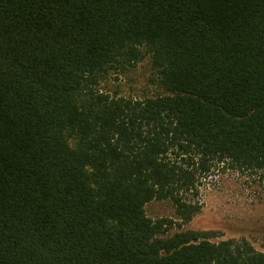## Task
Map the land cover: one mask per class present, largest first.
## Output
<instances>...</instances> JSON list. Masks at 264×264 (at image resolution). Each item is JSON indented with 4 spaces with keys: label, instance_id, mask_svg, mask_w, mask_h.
I'll list each match as a JSON object with an SVG mask.
<instances>
[{
    "label": "trees",
    "instance_id": "16d2710c",
    "mask_svg": "<svg viewBox=\"0 0 264 264\" xmlns=\"http://www.w3.org/2000/svg\"><path fill=\"white\" fill-rule=\"evenodd\" d=\"M146 58L157 94L100 90ZM217 164L264 189V0H0V264H264L146 214Z\"/></svg>",
    "mask_w": 264,
    "mask_h": 264
},
{
    "label": "rangeland",
    "instance_id": "374dc122",
    "mask_svg": "<svg viewBox=\"0 0 264 264\" xmlns=\"http://www.w3.org/2000/svg\"><path fill=\"white\" fill-rule=\"evenodd\" d=\"M154 79L150 58H146L131 72L113 75L100 90L113 96L144 98L160 91ZM189 198L201 206V211L188 224L181 223L169 200L146 205V214L152 220L174 222L164 237L186 230L212 231L216 233L213 241L245 238L264 252V189L256 175L217 164L208 177L201 179L198 194Z\"/></svg>",
    "mask_w": 264,
    "mask_h": 264
}]
</instances>
